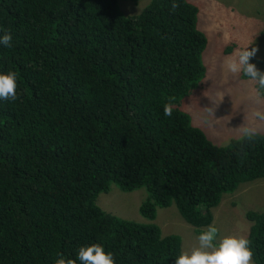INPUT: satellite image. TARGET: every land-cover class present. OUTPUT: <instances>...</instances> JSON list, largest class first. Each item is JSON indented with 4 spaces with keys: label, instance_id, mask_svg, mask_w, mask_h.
<instances>
[{
    "label": "trees",
    "instance_id": "obj_1",
    "mask_svg": "<svg viewBox=\"0 0 264 264\" xmlns=\"http://www.w3.org/2000/svg\"><path fill=\"white\" fill-rule=\"evenodd\" d=\"M119 1L0 0V36L12 35L0 73L18 81V98L0 99V264H55L92 244L116 264H175L180 235L104 210L99 194L144 187L145 218L175 203L200 233L223 194L264 178V133L219 146L180 108L207 72L198 6L151 0L126 16ZM245 216L264 264V212Z\"/></svg>",
    "mask_w": 264,
    "mask_h": 264
},
{
    "label": "rangeland",
    "instance_id": "obj_2",
    "mask_svg": "<svg viewBox=\"0 0 264 264\" xmlns=\"http://www.w3.org/2000/svg\"><path fill=\"white\" fill-rule=\"evenodd\" d=\"M150 1L120 0L119 8L126 16L135 15ZM189 1L198 6V27L208 38L202 55L207 72L200 84L181 100L180 108L213 143L225 146L232 139L239 138L235 129L244 123L246 114L254 106L249 97L256 84L243 78L242 74L233 76L226 73L222 63L237 48L248 45L258 47L255 57L264 59V0ZM206 108L214 109L213 116ZM147 194L144 187L127 192L112 184L108 192L99 194L97 203L120 217L141 223H157L163 235H180L183 251L196 246L200 233L181 216L175 203L158 207L153 221L140 213V204ZM250 209L264 212V178L244 182L234 192L223 194L220 204L213 208L212 224L218 227L219 237L246 236L251 223L245 213Z\"/></svg>",
    "mask_w": 264,
    "mask_h": 264
},
{
    "label": "clouds",
    "instance_id": "obj_3",
    "mask_svg": "<svg viewBox=\"0 0 264 264\" xmlns=\"http://www.w3.org/2000/svg\"><path fill=\"white\" fill-rule=\"evenodd\" d=\"M178 8L179 4L173 2L171 10L175 12ZM11 43L10 32L0 36V44L10 47ZM250 46L237 48L230 56L225 57L222 63L226 73L233 76L243 74L257 85L251 90L249 97L254 106L251 112L246 114L244 123L235 129L236 135L242 141H253L264 132V71L251 62L259 48ZM17 89V73H0V99L15 101L18 98ZM173 99L164 105V115L167 117L173 115ZM206 109L213 116L214 109ZM197 240L196 246L180 253L175 259V264H253L254 251L246 236L229 235L220 238L218 227L212 224L200 232ZM77 260L79 264H116L113 253L106 252L101 244L81 247L76 259L60 255L55 264H77Z\"/></svg>",
    "mask_w": 264,
    "mask_h": 264
}]
</instances>
